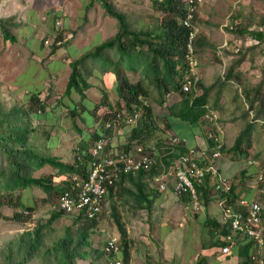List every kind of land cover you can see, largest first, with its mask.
I'll list each match as a JSON object with an SVG mask.
<instances>
[{
  "label": "rangeland",
  "instance_id": "obj_1",
  "mask_svg": "<svg viewBox=\"0 0 264 264\" xmlns=\"http://www.w3.org/2000/svg\"><path fill=\"white\" fill-rule=\"evenodd\" d=\"M105 1L115 11L129 14L133 25L139 29H155L165 24L160 15L165 13L159 11L162 7L160 2L165 0ZM170 2L172 4L168 7H173L176 12L183 8L186 10L185 0ZM56 8L64 11H57ZM106 12L97 0H0V18H9L11 24H16L9 27L11 34L16 37L15 42L4 40L0 33V103L5 110L13 105L27 106L32 103L28 91L32 88L36 90L43 110L30 114V127L35 130L29 136L28 147L37 156L54 157L62 164L75 165L84 135L73 126V121L76 120L74 123L84 133H93L96 127H101L106 122V111L111 115L112 111L120 113V109L124 108V100L119 94L114 76L116 71L113 73L112 69H117L115 62L108 71H102L103 67L109 66L102 59L108 55L112 57L113 50L109 54L102 53L99 59L98 56H89L84 63L78 64L79 73L87 66V73L86 70L85 73H80L91 84L86 97L98 106L92 112L99 116V119H95L93 128L89 129L86 124L89 116L87 112L84 119L82 114L75 118L70 114L69 107L72 103L79 110L87 107L88 102L83 101L81 104L78 94L71 101L66 100L69 107L60 103V97H64V94L66 97L73 62L82 54L93 52L97 45L113 37L118 31L117 20ZM195 14L193 24L198 27V31L194 38L201 35L205 38L204 47L198 51V73L201 84L210 88L207 107L218 115L210 125H213L215 132L217 130L223 143L221 157L214 165L220 176L228 178L234 185L237 194H250L251 199L259 202L263 210L264 226V181L259 180L264 174V41L259 42L251 34L244 33L245 35L240 36L231 32L239 24L250 32H264V0H205ZM64 16L69 18L67 22ZM176 20L181 23V18L177 17ZM80 37H83L82 41ZM76 44L86 52L71 53L70 47ZM52 49L54 52H51ZM112 58L117 60L116 57ZM228 67H231V72L237 78L236 81L230 79L223 83L222 75ZM121 71L132 83L139 79L147 83V77L141 72ZM147 87L150 96L145 99V103L152 106L153 115L150 114L147 118L141 109L140 112L143 113L139 123L146 120L153 130L144 134L140 144L152 154L158 165L149 172L155 176L162 173L163 158L167 159L168 164L171 162L174 165L177 162L178 150L168 144L167 137L170 133L184 135L190 140L192 133L199 130L197 139L200 140L193 146L204 149L207 148V142L201 127L196 128L195 124L171 117L167 120V123L171 122L170 128L161 119L168 115V107L180 103L185 95L170 91L159 97L152 86ZM244 88L250 93L249 99L244 95ZM216 90L219 91L218 95ZM121 112L127 113V109L124 108ZM177 123H183V126H177ZM116 124L115 128L109 126L110 137L104 138H107L106 144L119 149L130 144L128 140L131 126L123 124L122 120ZM248 125L250 134L245 135L247 138L239 149L232 150L234 139ZM202 128L206 134L210 132V126L202 125ZM46 132L48 137H45ZM247 140L249 144L246 143ZM88 142L92 145L94 139L91 138ZM134 144L136 143H131L130 146ZM242 151H246L247 156H243ZM0 165H5L1 156ZM242 171H246V174L242 175ZM29 176L43 180L48 186V192L34 186L12 192L0 189V264H56L52 255L53 245L65 237L66 248L73 253L72 264H106L107 258L102 252L105 240L113 237L120 243L118 224L125 222L120 213V209H123L120 207V182L116 185V190L113 189L114 192L108 193L103 213L94 222L78 218L74 214H58V190L68 188L67 183L72 180L70 174H61L49 166H43ZM210 181L213 182L211 179ZM211 196L212 194L208 195L209 198ZM216 196L217 205L212 203L211 207L213 214L219 217L220 194L217 193ZM235 199H232L233 203ZM166 213L163 209H155L149 218L145 217L149 221L136 222L133 232L137 240V264H217L215 258L218 260V254H213L207 263L193 254L194 240L198 242V239L191 234H184L182 238L179 236L177 244H166L165 247L168 229L162 223ZM131 220L132 217L128 222ZM81 228L89 230L87 237L79 236ZM36 230L38 248L22 262V249L27 246L26 234ZM143 242L149 246H142ZM144 251L149 252L150 256L141 254ZM175 252L179 256L174 259L171 255ZM262 256L264 257V250ZM212 259L216 263H212Z\"/></svg>",
  "mask_w": 264,
  "mask_h": 264
},
{
  "label": "trees",
  "instance_id": "obj_2",
  "mask_svg": "<svg viewBox=\"0 0 264 264\" xmlns=\"http://www.w3.org/2000/svg\"><path fill=\"white\" fill-rule=\"evenodd\" d=\"M97 1L101 3V6L107 11V14L117 20L118 31L113 37H110L109 39L103 41L101 44L97 45L93 52L85 54L81 59L73 62V72L68 81L67 89L65 92L66 95L69 96L72 90H77L81 94L82 99H85V90L91 85L87 81V77L79 73L78 64L81 62L84 63L85 58L87 59L89 58V56H98L99 59L100 56L103 55L102 53L109 54L110 50H113L114 54L112 57H116L117 60L114 61L115 58H112L109 55L108 57H104L102 61L106 60L109 66H106L105 68L103 67L102 71H108L107 69L111 67V64L115 62L114 64L117 69L113 67L112 69L113 73L114 70L116 71L114 76L118 83L117 88L119 94L124 100V104H122V107L127 109L128 114H133L134 111H140L141 109H143L147 118L150 117V114L153 115L152 106H149V104L145 103V99L150 96V93L148 91L149 88L147 87L148 85L153 87V90L156 91L159 97L168 94L170 91L185 95V97L181 99L180 103H175L174 105L169 106L168 115L162 116L161 119L164 120L166 126L170 128L171 123H167V120H169V118L171 117L178 118L183 122L195 124L194 127L196 128L201 127L200 130L202 133H204L207 146H213L214 142L207 137L206 132L202 128V125L207 127L210 126L209 131H214L213 125H210V123L213 124L214 120L209 121V119L206 118V114H208V110L210 109L209 107H207V95L210 88L205 87L204 84H201L200 78L198 82L192 86L189 92L182 91L183 81L190 74L188 71L189 64L185 60L184 51L185 43L190 30L182 26L181 23H178L176 18L179 17L182 19L186 10L183 8L181 9V11L176 12L173 7H168L169 4H172V2H170L171 0L160 2L162 7L159 8V11L161 13H165L164 15L160 14L161 17H163V20H165V24H161V27L159 26L155 29H153L152 27L139 29L133 25V21L131 20L129 14L123 11H115L105 0ZM15 25V23L11 24L9 18H0V33L2 34L4 40L15 42L16 37L9 31V27ZM231 32L240 36H243L244 33L251 34L252 37L257 39L259 42L262 40L264 41V32H250L247 28H241V24L237 25L234 30H231ZM193 43L195 54L198 57L199 49L201 47H204L205 45V38L202 37V35L197 36L195 40H193ZM51 52H54V50L52 49ZM102 61H99V63ZM121 70L141 72L147 77V83H144V81L140 79L132 83L129 81L127 76L122 73ZM236 78L237 76L231 72V67H228L222 75L223 83L229 81L230 79H234V81H236ZM28 92L30 94L29 100L31 99L32 103L27 106L13 105L10 109L5 110L2 108V105L0 103V156L5 164L4 166L0 165V189L2 191L12 192L34 186L42 189L44 192H48V186L43 180L32 178L31 176H29L33 171L41 169L43 166H49L61 174H70V176L72 177L74 175H79L83 179H85L89 160H87L86 162L77 160L75 165L62 164L58 162L54 157L37 156L28 147V142L30 140L29 136L31 135V132L35 130L34 128L30 127V114L39 113L43 110L42 104L39 102L37 92L34 90H29ZM217 92L219 93V91L216 90L215 92L218 95ZM244 95L249 99L250 93L245 88ZM102 103L104 104L105 102L103 101ZM124 108H121L120 112ZM251 108H253L252 104ZM78 110V108L70 109V114L75 118L79 114ZM143 111L140 112V118L142 117ZM116 113L117 110L114 113L112 111L109 117L107 115L108 118L104 117L106 122L102 124L103 130H95L94 142L106 136L110 137L111 130L110 127L106 124H109L112 121L114 122ZM140 118L134 125H131V133L128 140L130 144L135 142V146L141 145L140 143L142 142V137L144 136V134H149L150 131L153 130V128H149L146 120L139 123ZM249 129L250 125H248L246 129H244L239 135L236 136L233 144L231 145L232 150H237L240 148V145L244 142L243 140L247 138L245 137V135L248 136L250 134ZM45 137H48L47 132L45 133ZM180 137L186 138L185 136ZM246 143L249 144V141L247 140ZM130 144H126L121 147L127 149L131 147ZM92 145L89 142H84L81 144V148L91 147ZM174 147H176V150H178L177 155H180V157L181 155L183 156L185 152H187V148L184 145H177ZM222 149L223 146L221 148V151ZM242 155L247 156L246 151H242ZM86 158L91 159L90 156ZM156 167H158V165L155 163L152 171ZM147 173L143 171L138 172L136 176L141 177ZM241 174H246V171H242ZM123 179V175H121L116 185L120 182V180ZM210 179L211 176L207 174L201 185H195L200 201L202 200L204 202H208V195H211V192L213 194V182L215 181V179H211L213 181L212 183ZM262 181H264V174H262ZM69 183L70 182L67 183L68 188L69 185H71ZM228 183L230 185V191L228 194L220 195V199H223L224 201L226 200L229 204H231L234 210H243L244 207L233 203L232 199H251L250 194H247L246 196H240L235 192V187L229 180ZM65 190H67V188L60 189V191L58 190L59 195ZM112 191L113 188L109 190V193H111ZM184 198L188 199L187 197ZM60 213L62 212H58V214ZM92 221L96 222L95 219ZM212 225H214L213 227L215 228V230L221 227L223 235L229 232L224 227V225H220L214 219H212ZM118 226L120 227L119 230L121 256L122 260H124V262H127L129 257V242L128 238L126 237L127 233L125 227L121 222L120 225L118 224ZM79 231H81L79 234L81 238L87 237L89 235L88 229L85 230V228H81V230ZM26 235L27 237L25 239H27V246L22 249L23 259H21V261L27 259L28 256L34 253V251L37 250L39 243L37 230L33 233L27 232ZM66 239L67 237L62 238L57 244L55 243L53 245L54 249H52V255L56 260V264H72L73 253L70 252L68 248H66ZM218 243L219 240H214L213 242L214 245H217ZM251 246V242L247 243L244 246H240L241 250H239L240 252L237 253V256L240 257L239 264L250 263L249 249L251 248ZM47 252L49 253L50 251L48 250ZM102 252L105 255L103 250ZM107 258L109 259L110 256H107ZM199 264L202 263L199 262Z\"/></svg>",
  "mask_w": 264,
  "mask_h": 264
},
{
  "label": "built area",
  "instance_id": "obj_3",
  "mask_svg": "<svg viewBox=\"0 0 264 264\" xmlns=\"http://www.w3.org/2000/svg\"><path fill=\"white\" fill-rule=\"evenodd\" d=\"M205 0H185L186 12L181 19V24L190 32L185 43V59L189 64V75L182 84V91L189 92L194 84L201 78L198 71V58L194 51V34L198 27L193 24L195 12ZM206 118L209 121L216 120V112L208 110ZM140 118V111L133 114L125 112L116 113L114 122L107 126L117 127L116 122L122 120L123 124L134 125ZM215 122V121H214ZM112 128V129H113ZM214 144L207 148L189 147L188 141L175 133H170L167 137L168 144L172 147L184 145L187 152L177 162L172 165L165 174L154 177V182L158 185L160 192L167 189L168 179L173 177V193L176 196H186L194 208L199 205V196L195 185H201L207 174L213 182L214 192L220 195L228 194L230 185L228 179L220 176L214 162L221 157L223 143L217 135V130L207 134ZM105 139L101 138L94 142L91 147L79 148L77 160L87 161L86 178L74 175L70 181L69 188L62 192L56 204L58 211L67 214H74L83 217L85 220L98 219L103 213L106 197L111 188L116 186L120 176L124 174H134L138 172H149L155 165V160L143 146L133 145L127 149L114 148ZM135 146V147H134ZM91 157L88 159L86 157ZM262 180V176L259 177ZM234 203L244 207L243 210H234L226 200L220 199L218 206L222 212L224 227L229 231L224 235V245L220 248L222 255L229 254L230 248L236 245L234 235L250 240L252 247L250 251L249 264H264L262 256L264 250V226L262 221V206L255 199L237 198ZM120 243L113 237L105 240L102 247L106 257L110 256L106 264H123Z\"/></svg>",
  "mask_w": 264,
  "mask_h": 264
},
{
  "label": "crops",
  "instance_id": "obj_4",
  "mask_svg": "<svg viewBox=\"0 0 264 264\" xmlns=\"http://www.w3.org/2000/svg\"><path fill=\"white\" fill-rule=\"evenodd\" d=\"M60 9L56 8L57 11H64V9H61V10ZM60 14H58V15L61 17ZM64 19L67 22L69 18L64 16ZM80 38L82 41L83 37H80ZM79 44H80V42H79ZM81 48H79L78 44L73 45L72 47H70V52L74 53V54H76V52H79V51H81L83 53L86 52L84 49L81 50ZM85 54H87V53L82 54L80 56V58H78L77 60L81 59ZM77 60H75V61H77ZM85 70L87 71V66H86ZM85 70H83V72H80V73H82V74L85 73ZM83 76H85V75H83ZM87 81L89 82V79H87ZM89 89H91V86L85 90V93ZM31 90L36 91L34 88H32ZM75 94L79 95V100H80L81 104H83L82 103L83 101L88 102L87 103L88 108L86 107V109L84 108L82 110H78V112H79L78 116H80L82 114V118L84 119L85 113L87 112L89 114V116L87 117V123L86 124L88 125L89 129H92L94 126V123H95V119H99V116L92 113V112H95V110L97 109V106L92 101H90V98L87 99V97H86L85 99H82L81 94L77 90H72L69 96L66 95V97H65V94H64V97H62V96L60 97L61 98L60 101L64 102V103H61V102L60 103L62 105L68 106L69 102H67V101L68 100L71 101ZM73 108H78V107H76L75 105L73 106V103H72L69 107V110L73 109ZM91 108L92 109L94 108V111H91ZM107 115H108V117L110 116L108 114V112L106 111L105 112V118L107 117ZM74 121H76V120H74ZM74 121H73V126L77 130H79V133L81 135H84L82 137V143H84V142L88 143V141L91 138L94 139V132L96 129L103 130L102 125H101V127H96L94 129L93 133H84L85 131L83 132V130L81 128H79L77 123L76 122L74 123ZM169 123H171V122H169ZM176 125L177 126L178 125L183 126V123H177ZM170 126H171V124H170ZM197 132H199V130H197ZM197 132H195V134L192 133L190 140H188L187 146L197 145V143L200 140V139H197L198 138ZM199 146H201V145H199ZM179 157H180V155L177 156L176 161ZM167 162H168L167 159L163 158L162 164H163L164 168L162 170V173L164 172V174L167 172V170H169V168L173 164V163L171 164V162H170L168 165ZM162 173H159V175H161ZM136 175H137V173L124 174L123 175L124 179L120 180V207L123 208V209H120L121 210L120 213L123 216V218H121V219L123 220V222L125 221L124 223H122V222L121 223L123 224V226L126 229V233H127L126 237L128 238V242H129L128 243L129 244L128 261L124 262V260H122L123 264H137V262H138L136 259V255H137L136 243H137V240L134 238V235H136L133 232L134 226H136L137 223H144V222L149 221V219L146 220L145 217L148 216V218H149L150 217L149 215H152V213H154L155 209H163V211L167 212L165 215V219L163 220V223H162V226H164L165 228L168 229L166 231V238L168 240H167V243H165V245H164L165 247H166V244L167 245L177 244L179 236H181V238H182L184 234H185V236L191 234L192 236H194L198 239V242H196V240H194L195 245H194V253L193 254L195 256H200L203 259V261H206V263L208 260L210 261V258L213 254L214 255L218 254L220 256L218 258L219 261L217 260V258H215V260L217 261V264H239L240 257L237 256V253H239L240 252L239 250H241L240 246L246 245L247 243L250 242V240L241 237V235H234V237L236 238V245H234L230 248L229 254L222 255L220 253V248L222 245H224V235L222 234L221 227H219V229L215 230V228L213 227L214 225H212V219L216 220V222L219 223L220 225H223L222 212L220 210L221 214L219 212V214H220V215H218L219 217H216L213 214L212 207H211L212 203L217 202L216 201V197H217L216 194L217 193H214V191H213V194L215 195V196H213V194L211 192L212 196L209 198L208 202H204L201 200V201H199L198 207L194 208V206H192L191 202L188 199L184 198L186 196H183V197L175 196V194L173 193V184H174L173 177L168 179L167 189L163 192H160L158 185L154 182V177L157 175L153 176L150 174H144V176H141V177L136 176ZM114 188L116 190L117 187L115 186ZM115 190H113V192ZM129 199H131V202ZM122 200H124V201H122ZM216 205H217V203H216ZM131 217H132V220L128 222V220ZM167 224H171V225L167 226ZM214 240H219V243L217 245H214L213 244ZM139 242H140V240H138V243ZM141 242H142V240H141ZM143 245L146 246V244L144 242L142 243V246ZM148 246L149 245H147L146 247H148ZM250 251H251V248L249 249V254H250ZM141 254L150 256V253L147 251H144ZM177 255L179 256V253L175 252L171 256L174 257V259H175L177 257ZM221 257H223V259H220ZM150 258H152V257H150ZM153 258H155V257H153ZM167 260H170V259H167ZM212 260H213L212 263H216V261H214V259H212ZM171 264H172V262H171Z\"/></svg>",
  "mask_w": 264,
  "mask_h": 264
},
{
  "label": "clouds",
  "instance_id": "obj_5",
  "mask_svg": "<svg viewBox=\"0 0 264 264\" xmlns=\"http://www.w3.org/2000/svg\"><path fill=\"white\" fill-rule=\"evenodd\" d=\"M198 58V57H197Z\"/></svg>",
  "mask_w": 264,
  "mask_h": 264
}]
</instances>
